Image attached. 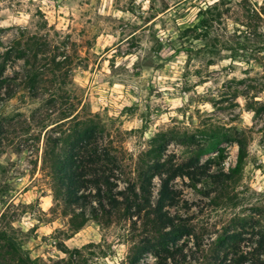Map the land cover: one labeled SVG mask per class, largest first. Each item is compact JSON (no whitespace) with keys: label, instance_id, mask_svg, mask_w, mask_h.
<instances>
[{"label":"rangeland","instance_id":"1","mask_svg":"<svg viewBox=\"0 0 264 264\" xmlns=\"http://www.w3.org/2000/svg\"><path fill=\"white\" fill-rule=\"evenodd\" d=\"M0 55L15 91L0 98V264H126L128 224L90 220L75 232L53 198L43 127L61 116L33 120L50 100H69L103 125L128 162L165 133L172 164L216 146L200 162L228 171L241 133L244 196L211 217L226 222L263 203L264 0H0ZM53 58L60 70L46 72L32 95L26 70L53 68ZM173 185L187 202L176 208L184 215L208 202L187 178Z\"/></svg>","mask_w":264,"mask_h":264},{"label":"trees","instance_id":"2","mask_svg":"<svg viewBox=\"0 0 264 264\" xmlns=\"http://www.w3.org/2000/svg\"><path fill=\"white\" fill-rule=\"evenodd\" d=\"M0 59V98L11 99L14 87L7 83L11 79L3 78L6 60L2 55ZM24 61L29 65L28 57ZM51 65L45 69L31 64L26 70L23 85L32 95H37L46 72L60 70L54 58ZM68 103L50 100L47 110L35 113L33 120L42 123L50 114L61 116L43 127L42 163L49 165L53 198L65 208L75 232L90 220L105 226L128 224L126 264H264V201L234 213L226 222L211 217L212 211L236 208L244 196L237 190L247 157L243 134L235 135L237 157L228 171L211 172L207 163L200 162L203 155L218 151L216 146L198 147L183 163L172 164L164 157L173 136L165 133L155 134L148 148L128 162L126 152L113 145L103 125L82 118ZM184 138L179 143L189 145L193 136ZM177 177L187 178L194 190L204 188L200 192L208 202L194 214L176 209L181 203L187 205L173 185Z\"/></svg>","mask_w":264,"mask_h":264}]
</instances>
